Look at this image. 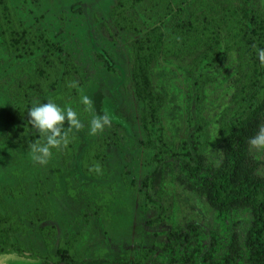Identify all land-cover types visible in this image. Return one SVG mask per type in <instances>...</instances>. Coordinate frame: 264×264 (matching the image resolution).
Wrapping results in <instances>:
<instances>
[{
	"label": "rangeland",
	"instance_id": "obj_1",
	"mask_svg": "<svg viewBox=\"0 0 264 264\" xmlns=\"http://www.w3.org/2000/svg\"><path fill=\"white\" fill-rule=\"evenodd\" d=\"M5 1L38 50L20 55L0 34V218L8 221L0 242L24 251L0 254V264H55L57 250L70 244L71 255L84 261L186 264L183 258L199 251L196 264L205 257L215 264L231 253L237 264H250L251 203L238 200L223 211L205 180L222 172L231 153V121L253 73L246 42L252 35L264 45L258 27L264 0H247V6L245 0ZM121 4V15L113 17ZM119 17L138 32L120 29ZM209 30L219 34L215 62L205 56ZM140 39L152 43L146 77L160 97L149 137L132 77ZM44 55L61 64L56 87L49 83L42 91L37 73ZM260 68L264 72L261 62ZM259 85L254 108L242 116L234 180L264 182V149L250 144L264 132V73ZM85 95L90 106L81 103ZM49 100L71 107L80 128L65 121L63 136L73 138L74 152L62 142L42 164L32 149L45 135L32 126L28 110ZM105 114L111 125L91 135L90 120ZM161 133L168 145L159 157ZM94 142L103 143L105 154L96 178L83 172ZM44 226L55 228L50 244L40 232ZM172 231L177 236L170 240Z\"/></svg>",
	"mask_w": 264,
	"mask_h": 264
},
{
	"label": "trees",
	"instance_id": "obj_2",
	"mask_svg": "<svg viewBox=\"0 0 264 264\" xmlns=\"http://www.w3.org/2000/svg\"><path fill=\"white\" fill-rule=\"evenodd\" d=\"M138 1V0H137ZM140 1V0H139ZM135 3V2H134ZM132 3L131 5H134ZM247 0H245V5ZM247 6V5H246ZM124 4L117 5L113 10V17L120 16L121 9ZM116 18V17H115ZM126 20L125 17H119L115 20V24L119 26L120 29L138 32V28L134 25L129 24V22H123ZM261 22V21H260ZM259 28L264 30V23L258 24ZM0 34L4 37V40L8 48L14 52L21 53L20 55H32L38 50L34 41L28 44L26 38L27 33L25 30L20 29L15 20L12 18L10 12L9 4L5 0H0ZM208 38L210 39V45L208 47V52L205 53L206 59L211 62L218 61L220 58V41L219 34L213 30H209ZM45 44H49L46 40ZM247 49L249 51L251 61L253 63V73L251 78L250 93L248 94L245 102L239 108L235 118L231 121V138H232V149L230 156L228 158L227 164L219 174H214L211 177L206 178L208 187L212 193L213 201L220 207L221 210L227 211L230 209L232 204L238 200H248L254 211L255 219L251 231L248 234V241L250 244V264H264V182L250 179L234 180V173L238 165L239 157L241 154V128H242V116L252 110L255 106L256 99L259 94V83L263 76V71L260 68V60L258 58L257 52L259 49H264L263 43L260 44L258 38L251 35L247 39ZM153 46L149 39H140L138 42V59L132 71L133 82L136 91L142 96L144 102V109L142 112V128L149 135L154 133V127L158 121L157 110L160 106V97L151 88L150 83L146 77V63L148 56L152 50ZM55 61V62H54ZM61 64V59L57 58L53 60L51 56L44 55L40 60V66L37 73L38 77V87L45 91L47 89V84H51V89L56 87L57 79V68ZM27 103L26 101L24 102ZM28 105V103L26 104ZM22 107L17 109L14 118L21 116ZM24 130L25 128L20 127ZM40 136L36 135L32 139H38ZM162 146L159 147V157L160 154L163 155L167 152V142L165 140L164 134H159L157 138ZM73 138L68 136L64 138L63 144L67 151L74 152L73 148ZM149 142V140H148ZM94 142L88 152L87 162L83 163V172L87 176L99 177L102 173L104 166L105 154L102 152L103 143ZM159 159V158H158ZM189 171H194L195 168L186 164ZM196 171V170H195ZM195 171L193 174H195ZM8 221H3L0 218V236L7 232L6 224ZM40 232L43 235L47 244H50L51 233L55 232L54 227L44 226L40 228ZM177 232L172 231L169 234V239L172 240L176 238ZM184 239L189 241V235L183 234ZM73 244L66 249H58L57 255L54 258V263L59 264L61 262L69 264H132L130 261H126L122 258L114 259H101L94 261H84L77 260L71 255ZM162 247H165L163 245ZM23 254L24 251L21 247L15 244H3L0 242V254L12 253ZM150 252H154L152 249ZM200 252L198 251L197 254ZM197 254H189L183 258L186 264H196ZM31 257H35L34 254ZM203 264H214L210 263L206 257L203 259ZM142 259L139 260L142 263ZM215 264H237V255L231 253L223 257L221 262Z\"/></svg>",
	"mask_w": 264,
	"mask_h": 264
},
{
	"label": "clouds",
	"instance_id": "obj_3",
	"mask_svg": "<svg viewBox=\"0 0 264 264\" xmlns=\"http://www.w3.org/2000/svg\"><path fill=\"white\" fill-rule=\"evenodd\" d=\"M257 55L261 64H264V49H259ZM81 103L90 106L91 100L85 95ZM28 116L32 126L45 135V143L35 145L32 149L33 158L42 164L47 163L51 156V149L58 147L64 141L65 121L70 127L80 128L78 114L71 107L62 108L51 100L35 104L28 110ZM110 125L111 119L107 114L93 116L89 122L90 134L96 135L102 132L105 126ZM250 144L257 149H264V132L252 138Z\"/></svg>",
	"mask_w": 264,
	"mask_h": 264
}]
</instances>
